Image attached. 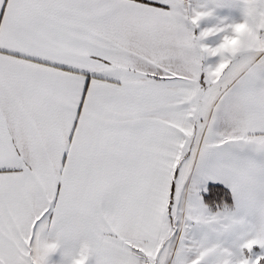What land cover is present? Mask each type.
<instances>
[{"label":"snow or ice","instance_id":"1","mask_svg":"<svg viewBox=\"0 0 264 264\" xmlns=\"http://www.w3.org/2000/svg\"><path fill=\"white\" fill-rule=\"evenodd\" d=\"M0 264H264V0H0Z\"/></svg>","mask_w":264,"mask_h":264}]
</instances>
